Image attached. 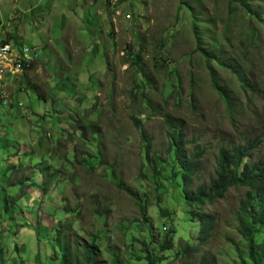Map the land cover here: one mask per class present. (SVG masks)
I'll return each instance as SVG.
<instances>
[{
  "label": "rangeland",
  "instance_id": "rangeland-1",
  "mask_svg": "<svg viewBox=\"0 0 264 264\" xmlns=\"http://www.w3.org/2000/svg\"><path fill=\"white\" fill-rule=\"evenodd\" d=\"M238 1L228 5V0H0L2 35L9 38L20 31L23 44L39 48L41 61L49 62L37 64L36 70L8 78L2 84L11 103H18L19 98L24 104L20 111L15 110L17 116L9 106H0V138L9 140L0 142V207L5 210L9 204L8 211L0 215V242L6 248L4 264H62L64 243L58 235L61 214L53 213L52 208L62 207L63 197L70 209L76 213L80 210L76 220L79 245L90 243V233L105 230L109 246L111 240L115 241L116 253L126 264H138L131 258L144 249V235L130 247L128 238L116 229L120 220L128 224L143 220L138 200L116 188L103 171H67L62 175L64 179L75 173L79 184L52 190L50 196L41 199L29 182L16 188L21 181H34L35 165H56L53 157L41 152L42 144L50 143L42 137L49 136L51 129L42 128L40 132L42 126L36 123V117H23L25 107L37 114L48 111L55 124V136L62 133L55 117L63 102L74 120L90 116L88 119L98 121L96 126L105 138L99 132L93 134L94 144L105 145L103 155L109 163L117 164L115 171L124 188L137 191L139 199L148 204L153 221L148 225L155 233L160 220L159 207L154 206L157 198L163 196V203L169 202L167 198L175 187L167 182L160 188L153 171L142 170L143 144L131 119L140 111L144 112V131L153 141L150 158L167 161L161 171L163 181L173 167V161L168 163L165 136L169 118L184 127L188 142H198L188 147L192 155L196 147L205 152L192 189L210 185L222 148L245 147L257 141L251 162L264 163V18L251 15ZM41 4L42 13L36 17L33 10ZM248 6L256 13L264 12V0H249ZM194 28L203 34V53L197 52ZM210 36L219 41L220 52L210 43ZM63 41L69 47L71 43L72 50L66 49ZM52 46L61 53L62 60ZM75 50L74 63L68 52ZM210 52L214 59L211 62L206 58ZM222 64L237 67L238 72L234 74ZM210 68L215 73L213 78ZM143 81L146 84L141 88ZM35 84L42 87L41 94L50 97L49 103L39 100ZM215 88L226 91L229 107ZM54 96L62 100L55 108ZM145 96L150 107L156 108L155 114L147 108V100L143 101ZM95 99L98 106L87 110ZM64 121L71 123L72 119ZM57 143L54 137L49 149L53 151ZM56 167L65 170L61 161ZM143 172L148 177H141ZM245 191L231 188L224 199L204 208L215 215L216 222L202 252L217 256L220 264H249L235 217ZM98 209L103 217L96 213ZM72 233L74 230L68 226L66 234ZM96 245L102 249L101 259L110 261L111 253L99 241ZM154 249H158V243ZM200 257L197 254L193 259L198 261Z\"/></svg>",
  "mask_w": 264,
  "mask_h": 264
},
{
  "label": "trees",
  "instance_id": "trees-1",
  "mask_svg": "<svg viewBox=\"0 0 264 264\" xmlns=\"http://www.w3.org/2000/svg\"><path fill=\"white\" fill-rule=\"evenodd\" d=\"M236 0H228V5L232 4ZM249 0H240L238 4L242 6L251 15L257 14L259 18H264V12L256 13L253 8L248 6ZM196 34V49L198 53L202 51L203 34L197 32ZM210 43L220 52L222 46L219 41L213 40L210 36ZM207 54V53H205ZM213 53L207 54L206 58L209 62L213 61ZM217 56V54H215ZM232 73L236 74L237 67L232 65L222 64ZM167 70V67H165ZM211 70V68H210ZM213 78L215 73L211 70L210 73ZM142 80V76H141ZM142 87L146 84L144 81L141 83ZM247 86V84H244ZM172 86V85H171ZM215 87V84L213 85ZM140 86L138 85L137 88ZM253 88V86H250ZM171 88V87H170ZM169 88V89H170ZM218 90V94L221 99L229 107L231 101L228 99V94L221 88H215ZM135 97V95H134ZM144 97L143 101L147 100ZM147 100L146 105L150 111L156 113L155 107H150ZM1 103V101H0ZM95 108L96 105L91 106ZM229 109V108H228ZM230 110V109H229ZM151 112V113H152ZM144 112L140 111L139 114L133 116L132 122L134 127L139 133L140 141L143 144V152L141 157L142 170H152L157 177V186H161L167 182L171 183L175 189L173 194L168 197L167 203H163V196H158L156 206L159 207L158 212L160 214L159 231L157 233L148 225L149 222H153L148 218L147 203L144 199H139L140 194L137 191L130 188L124 189L122 181L117 177L115 171V165H110L103 155L102 147L94 144L95 133L102 132L99 128L98 122H89L85 125L83 119H78L75 123L74 134L76 135L74 150L70 157L67 156V162L69 171H75L81 169L84 171H103L109 181L113 183L116 188L125 190L132 198L138 200V204L142 210V217L144 220L134 221L128 224L125 220H120L116 225V229L121 233H124L128 238V245L133 247V244L138 243L141 236L144 235L145 239L142 242L144 246L142 254L138 256H132L131 260L138 264H220V260L215 255H207L202 252L203 243L207 242L212 233L213 225L215 222V215L204 209L208 205H212L217 198L222 199L226 192L234 187H245L247 193L245 198L241 201L239 208L236 212L237 233L242 237L247 248V262L249 264H264V163L257 162L252 163V151L258 145L257 141L249 143L245 147H238L232 150L225 148L220 149L219 160L217 163V169L215 176L210 179V187L200 185L196 190L190 188L193 177L200 171L202 167V160L204 151L200 147H196L194 154L191 155L188 150L189 145L198 144L197 141L188 142L184 133V127L177 124L172 118L166 121L167 132L165 134L168 139V163L173 161L172 172L167 175L166 181L161 175V168H164V164L167 161L161 157L155 159L150 158V154L153 152V141L144 131L143 115ZM142 117V119H141ZM81 122L84 124L81 125ZM89 134L92 136L88 138ZM8 137L0 138V142H9ZM171 157H174L171 159ZM110 165V166H109ZM35 176L31 186L37 188V198L41 199V196H50L52 190L63 189L70 187L74 182L79 184L80 179L78 176L71 174L69 179L60 180L59 175L62 172L59 171L52 174L50 170L52 167H43L41 163L35 165ZM55 170L57 168L55 167ZM49 171L48 173H46ZM140 173L141 177H148L145 173ZM33 178L30 179V181ZM28 180L21 181L20 185L16 188L20 189L23 185H26ZM62 181V184H59ZM67 182V184H66ZM17 185V184H16ZM160 187V188H161ZM33 192V190H32ZM79 200V199H78ZM64 202L63 206L55 209L52 208L53 213L61 214V220L59 221V240L64 243L62 252V264H126L117 255V248L115 241L111 240L105 230L96 233V231L90 233L92 240L87 245H79L77 236L80 233V229L76 224L77 213L75 209H70L68 200L62 198ZM80 201V200H79ZM172 205V206H171ZM78 209L79 206H77ZM6 211L7 208L5 209ZM3 209V213L5 212ZM96 213L103 217L104 213L100 209L96 210ZM74 219L72 223L70 220ZM70 226L74 233L68 236L67 228ZM188 236H184L185 231H189ZM194 231V235L192 234ZM64 237L62 238V236ZM196 236V238L194 237ZM62 238V239H61ZM105 247L107 252L111 253V260H103L99 256L101 247L96 245L97 243ZM158 243V249H154V245ZM134 248L130 249L133 252ZM201 254V258L195 261V255ZM4 247L0 242V259L4 260ZM194 258V259H193ZM242 264H248L243 262Z\"/></svg>",
  "mask_w": 264,
  "mask_h": 264
},
{
  "label": "clouds",
  "instance_id": "clouds-1",
  "mask_svg": "<svg viewBox=\"0 0 264 264\" xmlns=\"http://www.w3.org/2000/svg\"><path fill=\"white\" fill-rule=\"evenodd\" d=\"M40 6H42V4L39 5V6H37V7H35V9L33 10L34 15L35 14H38L39 12H41V10L39 8ZM1 23L3 24V22L0 20V47H2V46H8L10 48V53L5 58V71H4V73L2 75H0V101H1L0 106H3V105L9 106V108L14 112V115L17 116V114H15V110L17 112L20 111L21 110L20 108L22 106H24V104H23V102L20 101L19 98H16V102H18V103H15V104L11 103L9 96L7 95V89L2 84L8 78L18 77L19 75L23 74L24 72H28V71L32 70L33 68H34L33 70H36L37 64L45 65V64H49V62L43 63L41 61L40 57L42 56V53H41V50L39 48L29 47V46H26V45L23 44L22 37H21V34L22 33L20 31L14 32L13 34H10L8 36L9 38H5L2 35V33L4 32V29H3V26L4 25L2 26ZM50 44H51V41H50ZM69 44H70V47L68 45H66L65 43H64V46H66V49H68L70 51V49L72 50V48H71V43H69ZM52 48H53L54 52L57 53L58 56H59V58L62 60L63 57H62L61 53L58 51V49L55 46H52ZM74 48H75V46H74ZM75 54H76V50L75 51L68 52V56H69L70 60H74V63L76 61V55ZM78 57H80V55H78ZM168 65H170V63ZM168 65H167V70H168ZM25 80H27V79L25 78ZM28 85L31 86L30 83H28ZM33 88H34V91H36V93L38 94L39 100H45L47 103L50 102V100H49L50 97L49 96L43 95V94H41L39 92V89L42 88L41 86H39L38 84H35ZM54 97H55L54 98V108H55V106L58 103H60L62 100L59 97H56V96H54ZM93 104L96 105V99L94 100V103ZM88 109L90 110V109H94V108H92L91 106H89L87 108V110ZM66 110H68V109L64 105V102H63L61 104L60 111L58 112V116L55 117L58 120L56 122L60 125L59 128L61 129V132L62 133L55 136L52 133V128L55 126V124H54V122L52 123V121H51V119L49 117L48 111H46L44 113L39 112L37 114L35 111L26 109V107L24 109H22V114H23V117L25 119L28 120V118H27L28 116L31 117V119H33V118L35 119V117L37 118V122L36 123L37 124H40L42 126L41 129L39 130L40 132L43 131L42 128L43 129L46 128L47 130H50L51 129V132H50L49 136L46 135L47 136L46 138L42 137V139H44V140L45 139H48L50 141V143H49L48 146L45 145V144H42L43 151H41V152H43L45 155H48L49 157H53L54 158V160L56 162V165H54V167L52 168V170H50L52 172V174H55V173L61 171L62 172V175H63V173L69 171L68 162H67V156L70 157L71 153L74 150H76V146H77V145H75V140L77 138H76V135L74 134V128H75L74 125L76 124L75 122L78 119H82V118L84 119L85 118L83 116L82 118H78L77 120H74V115L72 113H69V111H66ZM79 111L80 110L78 109V113H79ZM74 112L76 113L77 111H74ZM61 113H68V114L61 115ZM69 118L72 119V122L71 123H65L64 119H66L67 121H69ZM88 118H90V116ZM88 118L87 117L85 118V121H84L85 125L88 123V121L89 122H93V120L88 119ZM94 122H98V121H94ZM50 124H51V127H50ZM81 125L84 126V124L82 122H81ZM99 133H101L104 136V138H105L104 133H102V132H99ZM184 133H185V131H184ZM54 137L57 138V142L58 143H57V146L56 145L53 146V151H51V149H49V147L52 144V141L54 140ZM88 138L91 139L92 136L89 134ZM104 146L101 148L102 151L104 149ZM45 147L47 148V153L45 151ZM39 148H40V145H39ZM40 150H41V148H40ZM227 150H232V149H227ZM32 151L35 152V150H33V149H32ZM219 155H220V150H219L218 156L216 158V169H217V163H218V160H219ZM60 161H61V163L63 165H65V170H62V169H59V168L56 167L60 163ZM110 165H115L116 168H118V166H117L116 163H110ZM48 167H51V166H48ZM55 167L57 168V170H55ZM162 169L163 168H161L160 171H162ZM34 171H37V170H34ZM96 171H99L100 172L101 170H96ZM96 171H88V172L95 173ZM48 172L49 171H47L46 173H48ZM99 172L97 174H99ZM171 172H172V170H171ZM62 175H59V178L58 179L62 180L63 179ZM154 177H155V174H154ZM194 177H195V175H194ZM194 177H193V179H194ZM28 182L31 184L30 180H28L26 183L28 184ZM155 182L157 183V177H155ZM60 183H62V181ZM159 187H161V186H159ZM197 187L195 189H192L191 186H190V188L192 190H196ZM208 187H210V185ZM235 187H237V188H245V187H238V186H234L232 188H235ZM124 189H127V188H124ZM245 189H246V191H245V195H246L248 189L247 188H245ZM123 191L125 193H127L125 190H123ZM227 192H226V194H227ZM245 195L241 199V201L245 198ZM225 196L222 199H224ZM0 197H1V195H0ZM222 199L217 198L216 200H222ZM241 201H240V203H241ZM240 203H239V206H240ZM156 204H157V202H156ZM156 204L154 205L155 207H156ZM6 208L8 210V208H9V204L8 203H7V207ZM109 210L110 209L107 208V211H109ZM147 211H148V208H147ZM0 215H3V208L2 207H0ZM9 218H10V216H9ZM148 218H149V215H148ZM143 220H144V218H143ZM215 222H216V219H215ZM215 222H214V225H213V230H214V227H215ZM236 224H237V222H236ZM3 247H4V252H5V249L6 248H5L4 244H3ZM1 262H2V264H4L5 263V258H4V260H1Z\"/></svg>",
  "mask_w": 264,
  "mask_h": 264
},
{
  "label": "bare ground",
  "instance_id": "bare-ground-1",
  "mask_svg": "<svg viewBox=\"0 0 264 264\" xmlns=\"http://www.w3.org/2000/svg\"><path fill=\"white\" fill-rule=\"evenodd\" d=\"M10 53V48L5 47L3 48V55L8 56ZM0 71H5V59L0 58Z\"/></svg>",
  "mask_w": 264,
  "mask_h": 264
},
{
  "label": "built area",
  "instance_id": "built-area-1",
  "mask_svg": "<svg viewBox=\"0 0 264 264\" xmlns=\"http://www.w3.org/2000/svg\"><path fill=\"white\" fill-rule=\"evenodd\" d=\"M8 47V46H2L0 47V58L5 59L7 56L3 55V48ZM4 71H0V75H2Z\"/></svg>",
  "mask_w": 264,
  "mask_h": 264
},
{
  "label": "crops",
  "instance_id": "crops-1",
  "mask_svg": "<svg viewBox=\"0 0 264 264\" xmlns=\"http://www.w3.org/2000/svg\"><path fill=\"white\" fill-rule=\"evenodd\" d=\"M41 13H42V12H39V14H36V17L40 16ZM65 40H67V39H65ZM75 40H76L77 43H79V36L77 35V33H76V36H75ZM63 42H64V41H63Z\"/></svg>",
  "mask_w": 264,
  "mask_h": 264
}]
</instances>
